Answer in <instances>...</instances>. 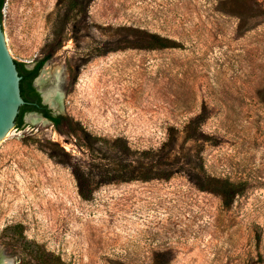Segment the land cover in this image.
Segmentation results:
<instances>
[{
	"label": "rangeland",
	"instance_id": "obj_1",
	"mask_svg": "<svg viewBox=\"0 0 264 264\" xmlns=\"http://www.w3.org/2000/svg\"><path fill=\"white\" fill-rule=\"evenodd\" d=\"M235 1L6 0L12 57L51 55L68 122L0 143L1 264H264V0ZM163 157L168 179L106 175ZM210 178L244 191L226 208Z\"/></svg>",
	"mask_w": 264,
	"mask_h": 264
},
{
	"label": "trees",
	"instance_id": "obj_2",
	"mask_svg": "<svg viewBox=\"0 0 264 264\" xmlns=\"http://www.w3.org/2000/svg\"><path fill=\"white\" fill-rule=\"evenodd\" d=\"M240 1L244 0H236V5L240 3ZM6 0H0V14L2 17V10L5 5ZM241 8V5H240ZM138 36V42L139 44L134 45V49H140V50H165V49H175L179 48L180 45L169 38L163 37L156 33H150L146 31L137 32ZM51 55L47 56L45 60H42L39 62L37 68L34 71H28L24 64L17 63V68L20 73V76H22L21 81V93L24 98H26L27 92L31 96V92L33 91L30 87V81L38 74L39 70L44 66L46 60L50 59ZM34 93V91H33ZM35 96V94H34ZM25 107V106H24ZM23 108V107H22ZM22 115L19 114L17 121H16V127L18 129H22L24 126L22 125ZM56 121V127L59 128L65 123L68 122V120L64 117H61ZM148 152V153H146ZM152 152L155 151H144L142 155H149ZM157 155H153L152 157H156ZM165 160L166 158L163 157ZM156 162V163H155ZM168 165L170 167V170H160L161 166L158 165ZM154 164H145L144 162H138L134 161V163H128L123 162V164L120 166V168L112 171H107L108 173L106 175H110L111 181H121V182H129V181H149L156 178H165L168 179L172 174L171 171H173V167L170 164L171 158L167 157L166 161H159L155 160ZM208 186H200V189L203 191H208L211 193H215L219 195L222 199V202L226 208H230L235 200V198L239 195H241L244 191L243 184H237L235 182H232L227 179H219V178H210L208 181ZM85 187V186H82ZM83 194V192H81ZM21 234H16V241H20ZM49 257V256H48ZM48 259V260H47ZM57 261L60 263V259L56 257L46 258L43 254L39 255L37 258V262L40 264H57ZM160 264V263H156Z\"/></svg>",
	"mask_w": 264,
	"mask_h": 264
},
{
	"label": "water",
	"instance_id": "obj_3",
	"mask_svg": "<svg viewBox=\"0 0 264 264\" xmlns=\"http://www.w3.org/2000/svg\"><path fill=\"white\" fill-rule=\"evenodd\" d=\"M21 81L16 60L8 49L0 14V143L16 128L20 109L25 105ZM40 120L39 116L34 115L29 122L34 125Z\"/></svg>",
	"mask_w": 264,
	"mask_h": 264
},
{
	"label": "flooded vegetation",
	"instance_id": "obj_4",
	"mask_svg": "<svg viewBox=\"0 0 264 264\" xmlns=\"http://www.w3.org/2000/svg\"><path fill=\"white\" fill-rule=\"evenodd\" d=\"M38 64L39 62H37L32 68H29L26 65L24 66L28 71H34L37 68ZM42 72H44L43 67L39 70L38 74L30 81V87L34 91V93L32 91L30 96V94L27 92L26 98L22 96L25 100V105L22 106L23 108L21 107L20 114L22 115V125L24 127L34 115H37L41 118L39 122L47 121L50 122L54 127H56L55 120L63 117L60 113L63 99L62 93H55L53 95H49V97L45 94V90L42 87L46 82V79L44 77H40Z\"/></svg>",
	"mask_w": 264,
	"mask_h": 264
},
{
	"label": "bare ground",
	"instance_id": "obj_5",
	"mask_svg": "<svg viewBox=\"0 0 264 264\" xmlns=\"http://www.w3.org/2000/svg\"><path fill=\"white\" fill-rule=\"evenodd\" d=\"M44 73L46 74V70H45ZM48 78H49V74H47V79H48ZM56 96H57V95H56ZM57 98H58V97H57ZM57 98H56V99H57ZM60 99H61V96H60ZM52 100H53V99H52ZM52 100H51V101H52ZM52 102H53V101H52ZM53 104H54V103H53ZM51 105H52V104H51Z\"/></svg>",
	"mask_w": 264,
	"mask_h": 264
}]
</instances>
